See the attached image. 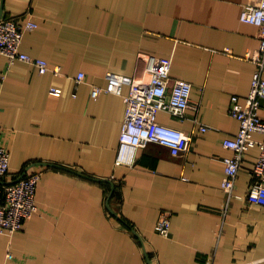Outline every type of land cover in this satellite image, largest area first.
<instances>
[{"label": "crops", "instance_id": "1", "mask_svg": "<svg viewBox=\"0 0 264 264\" xmlns=\"http://www.w3.org/2000/svg\"><path fill=\"white\" fill-rule=\"evenodd\" d=\"M250 2L4 0V15L38 23L25 33L21 51L62 72L40 74L0 56L8 180L43 172L38 212L20 231L0 233V264H264V207L245 201L258 146L243 160L228 208L222 190L223 160L232 156L223 141L240 129L229 114L231 97L245 103L256 68L247 55L260 44L261 29L240 20ZM156 57H171L172 79L192 84L184 119L158 117L194 132L191 148L173 156L151 143L132 163L119 164L124 97L103 92L95 99L93 89L107 86L109 72L146 81ZM79 73L85 78L77 85ZM165 211L168 237L156 231Z\"/></svg>", "mask_w": 264, "mask_h": 264}, {"label": "built area", "instance_id": "2", "mask_svg": "<svg viewBox=\"0 0 264 264\" xmlns=\"http://www.w3.org/2000/svg\"><path fill=\"white\" fill-rule=\"evenodd\" d=\"M240 20L261 29L260 44L258 49L247 55V59L256 68L245 103H241L237 95L231 97L229 114L239 121L240 129L234 137L223 141V146L232 151V156L223 160L225 176L222 190L227 196L228 208L234 198L243 160L252 147L258 146L260 153L252 170V181L245 201L248 206L264 207V139H254L255 134L264 136V116L260 112L264 101V0H251L243 5ZM37 28L38 23L28 15L1 14L0 5V56L7 58L9 66L15 62H24L34 66L40 74L51 72L61 75L60 67H53L48 61L21 51L25 33ZM172 65L171 57H156L147 69L146 81L109 72L106 75L107 86L94 87L92 95L95 99L103 92L124 97L125 114L119 141V164L132 163L136 152L151 143L168 147L173 156L189 152L194 132L187 133L165 126L158 118L164 112L182 120L192 107V84L172 79ZM0 77L5 78L4 75ZM84 78V73H79L76 78L77 85ZM125 86L129 87L126 95L123 94ZM50 92L55 96L62 93L57 88H52ZM206 130L207 127L201 125L200 131ZM10 175V151L0 144V233L14 234L39 210L36 193L43 172L27 170L12 181L8 180ZM156 231L163 237L170 235L171 213L165 211L161 214Z\"/></svg>", "mask_w": 264, "mask_h": 264}, {"label": "water", "instance_id": "3", "mask_svg": "<svg viewBox=\"0 0 264 264\" xmlns=\"http://www.w3.org/2000/svg\"><path fill=\"white\" fill-rule=\"evenodd\" d=\"M3 3H4V0H2L1 1V14L3 13ZM44 166H47V167H56V168H62V167H60V166H58V165H54V164H48V163H46V164H43ZM114 190V189H113ZM110 199V198H109ZM135 234L137 235V233L135 232ZM138 236V235H137ZM139 237V236H138Z\"/></svg>", "mask_w": 264, "mask_h": 264}]
</instances>
